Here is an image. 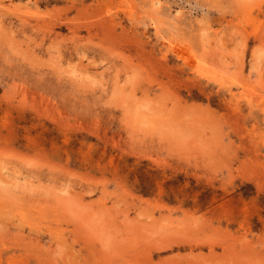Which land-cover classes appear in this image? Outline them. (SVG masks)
I'll return each instance as SVG.
<instances>
[{"label":"rangeland","instance_id":"374dc122","mask_svg":"<svg viewBox=\"0 0 264 264\" xmlns=\"http://www.w3.org/2000/svg\"><path fill=\"white\" fill-rule=\"evenodd\" d=\"M0 264H264V0H0Z\"/></svg>","mask_w":264,"mask_h":264}]
</instances>
